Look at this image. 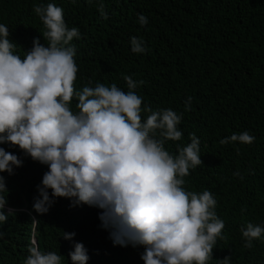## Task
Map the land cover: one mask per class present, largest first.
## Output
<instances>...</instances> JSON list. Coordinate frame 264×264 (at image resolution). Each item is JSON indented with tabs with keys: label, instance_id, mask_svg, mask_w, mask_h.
<instances>
[{
	"label": "trees",
	"instance_id": "obj_1",
	"mask_svg": "<svg viewBox=\"0 0 264 264\" xmlns=\"http://www.w3.org/2000/svg\"><path fill=\"white\" fill-rule=\"evenodd\" d=\"M49 3L61 7L66 25L80 33L70 43L78 67L75 90L116 84L127 93L126 76L144 81L134 90L143 100L142 121L151 114L145 106L182 116V138L167 140L165 150L175 157L191 143V134L200 140L202 163L189 170L183 188L211 192L225 224L208 264L228 257L230 264H264V240L245 247L241 232L248 223L264 227V0H103L107 18L98 10L100 0H0V24L7 26L21 59L34 40L48 45L34 7ZM139 15L147 17L146 25ZM132 37L144 41L145 53L132 52ZM77 105L73 96L74 114ZM245 131L255 137L252 144L220 143ZM0 148L23 162L12 175L0 173L6 181L5 208L14 210L4 209L7 220L0 223V264H24L35 240L41 251L60 255L61 264H72L69 253L77 243L86 249L88 264H145L144 246L113 243L98 207L52 197L49 189L54 203L46 214L37 213L33 205L49 167L17 145Z\"/></svg>",
	"mask_w": 264,
	"mask_h": 264
},
{
	"label": "clouds",
	"instance_id": "obj_2",
	"mask_svg": "<svg viewBox=\"0 0 264 264\" xmlns=\"http://www.w3.org/2000/svg\"><path fill=\"white\" fill-rule=\"evenodd\" d=\"M103 7L100 0L98 10L107 18ZM34 12L47 29L43 37L48 45L34 40L23 59L14 54L16 44L9 40L7 26L0 24V144L17 145L49 167L34 210L41 215L49 211L54 203L50 189L52 197L102 209L100 219L112 229L113 243L144 246L145 264H208L225 224L216 215L217 201L211 192L197 194L183 188L189 170L202 163L200 140L191 134V143L175 157L165 150L167 140L182 138L178 128L182 116L171 109L152 111L145 106L143 111L151 114L142 121L143 100L134 90L144 81L126 76L127 93L116 84L75 90L78 67L70 43L80 38L79 30L66 25L63 9L54 4L34 7ZM138 21L141 26L148 23L144 15ZM131 45L136 54L147 50L136 37ZM73 96L80 110L76 114L69 107ZM190 104L191 97L186 109ZM254 141L245 131L220 143ZM22 166L16 155L0 148V173L12 175L14 168ZM5 193L6 181L0 175V223L7 220L4 209L14 211L5 208ZM241 232L245 247L264 240L262 226L248 223ZM74 235L64 234V238ZM33 245L24 264H61L60 255ZM69 255L72 264H88L82 244L77 243ZM221 264H230V257Z\"/></svg>",
	"mask_w": 264,
	"mask_h": 264
},
{
	"label": "bare ground",
	"instance_id": "obj_3",
	"mask_svg": "<svg viewBox=\"0 0 264 264\" xmlns=\"http://www.w3.org/2000/svg\"><path fill=\"white\" fill-rule=\"evenodd\" d=\"M34 243H38V240H35Z\"/></svg>",
	"mask_w": 264,
	"mask_h": 264
}]
</instances>
